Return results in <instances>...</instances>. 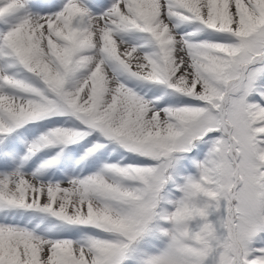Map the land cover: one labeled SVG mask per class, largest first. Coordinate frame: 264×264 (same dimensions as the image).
Masks as SVG:
<instances>
[{"label":"snow or ice","instance_id":"obj_1","mask_svg":"<svg viewBox=\"0 0 264 264\" xmlns=\"http://www.w3.org/2000/svg\"><path fill=\"white\" fill-rule=\"evenodd\" d=\"M0 264H264V0H0Z\"/></svg>","mask_w":264,"mask_h":264}]
</instances>
